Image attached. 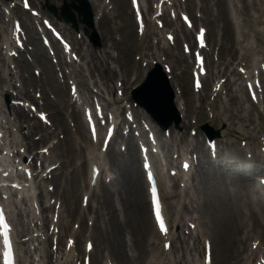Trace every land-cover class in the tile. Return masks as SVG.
Segmentation results:
<instances>
[{"label": "bare ground", "instance_id": "1", "mask_svg": "<svg viewBox=\"0 0 264 264\" xmlns=\"http://www.w3.org/2000/svg\"><path fill=\"white\" fill-rule=\"evenodd\" d=\"M88 1L91 4L93 10L95 9L94 10L95 12L96 11L98 12L101 10L102 2H97V4H95L92 0H88ZM115 1L117 4L116 5L117 8H119L123 14L122 15L123 21L126 22L127 18L130 19L128 4L126 3L125 0H115ZM228 2L233 3V0H229ZM233 8H234V10L237 11L234 4H233ZM125 10H126V13H125ZM97 12H96V14H97ZM104 18L105 17H103V19ZM237 18H239V16H237ZM229 20L232 24V20L230 18H229ZM229 20H228L227 16L224 17V15H221V16H218L215 20H209V22L208 21L207 22L210 25H214V22H216V23L221 22L222 23V32L224 35V41L228 42V44L225 46L227 47L226 49L230 54H233L234 56L238 55V49L236 48V46H237V44H240V43L242 45H245V48L247 49L246 52H248L249 51V42L247 41L248 40V33L243 31V33L240 32V35L238 37L234 36V34L232 33V28H231ZM234 24H236V23H234ZM261 35L259 33L255 35L256 41L258 43H260L261 41H264V39H262L264 37H263V35L262 36ZM257 36H259V37H257ZM260 48L262 50H264V46H261ZM226 49H225V51H226ZM250 53H251V51H250ZM259 54H261V56H263V58H264V53H259ZM247 59H248L247 55L242 54L241 63L245 62V60H247ZM41 62H46V61L44 60ZM44 65H45V70L48 72L46 83L47 84L48 83H54V76H53L52 71L50 70V68L48 67L47 64H44ZM26 68H27V66H26ZM4 81H5V79L3 77H0V82L2 83V85H3ZM42 84H44V83H42ZM24 85H25V87L33 86V85H35V81L33 78H30L29 80L24 81ZM59 92L64 95L63 90H60ZM4 93L8 94V91L5 89ZM19 95H20V93H19ZM21 95H24V97H27L26 94H21ZM228 97L230 98L231 96L228 95ZM116 101L117 100H115V102ZM61 102L68 103L67 99H63V98H62ZM54 110L57 113H59L58 107L56 106V104H54ZM179 110L182 113L180 107H179ZM13 113H14V111H13ZM14 114L17 115V118L19 120L20 119H26V114L22 110H19L18 112L15 111ZM189 116H190V112H188V108H187V111L185 112V115H184L185 121L186 120L189 121ZM204 120L205 119L202 116L200 118V121H204ZM213 121L216 124L229 123V125L232 127L231 130L227 129V130L222 131L221 132L222 136H226L228 134L234 135V134H236L237 129H241L243 131H246V129L248 128L246 121H245V117L240 116V118H235V117H232L231 113H228L227 116L217 114L216 116H213ZM189 124H191V123L189 122ZM250 126H252V123ZM250 126H249V128H250ZM1 128L5 129V126L2 125ZM249 128H248V131H250ZM256 128H258V129H256ZM31 129H34V128H31ZM263 129L264 128L262 126H258V127L253 128L250 132L253 131V132L257 133L258 135H260V134H263ZM245 134H248V133H245ZM261 136H264V135H261ZM239 138H242V139H240V141H242V140H244L245 135H241V136H239ZM237 150H239V149H237ZM237 150L234 151V155L236 157H237V153H238ZM239 151H241V150H239ZM202 152H204V151H202ZM252 152L255 155L252 157V162L254 163V165L251 163L252 164L251 166L253 168H256L255 165H257L259 160H258V156H256L257 153L255 152V148H252ZM220 161H223V160H220ZM239 178L240 179L228 178L227 176H224V175L218 174V173L213 174V179L217 181L218 185L223 186L225 188V190L228 191V190L232 189V192H234V193H243L246 200L241 201V203H242L243 207H246V210L244 211L239 206H237V208H235V209L241 214V216L243 217L244 220H249L250 222H253L255 227L261 229V232H259V234L264 236V228H263L264 226L261 224L259 214H256L254 211L255 203L253 201H251V199H250L251 192L248 189L250 176H248L246 173L243 172L240 174ZM129 179H130L129 180L130 190L133 192V198L129 201V207H128L129 216H130V219L133 221H136V218H139L140 221L138 219V230H137L138 235H137V238L136 239L134 238V242H135L137 251H135L131 257L123 258V264H133V262H135V261H140L139 264H160L159 259L155 255L156 252L153 254V258L149 259V261H146V262L144 261L145 258L147 257V255H149V254L151 255L152 251H157V242L159 240H161V238L155 232V230L151 224L150 218L148 216L147 206H146L145 202H143L142 192L144 190H143V183H141V181H142L141 178L137 175H132V176H130ZM65 188L64 189L60 188V191H64ZM183 195H184L185 199L189 198V200H191V198H194L196 196L195 194L193 196H190L189 190L184 191ZM228 195H230L233 199H235L233 194L229 193ZM171 196L177 198L178 196H180V193H178L176 191L175 193H172L170 195V197ZM165 197L168 199L169 196L166 194ZM248 197H249V202H248ZM63 198L65 200L64 204L67 206L66 210L69 213H71L72 215L75 214L77 207H76V202L73 199L72 190L67 189L66 192H63ZM238 199H241V195L238 196ZM180 200H182V197H180ZM235 201H236V203L239 202V200H237V199H235ZM132 202H134L135 205L132 204ZM68 208H69V210H68ZM186 208H187V204L184 203V205H183V203H182V210L180 212H178L177 210H175V207L173 204L170 203L168 205L169 212L171 213L172 216H174L172 228L176 229L177 231L181 227V224L183 222H185V219L187 217ZM197 209H199L202 212V215H203L202 217H205L206 213H205L204 208L198 206ZM168 210L166 212L167 214H168ZM20 215L21 214L19 212L18 216H20ZM261 215L264 216L262 211H261ZM187 222L194 224V225H197V234H200L203 237V239L207 240L204 237L207 234L202 231V223H201L199 218L193 217L192 220H186V224H187ZM21 231H24V228L21 229ZM111 233L114 237V231H112ZM252 233H253V231H252ZM191 235H195V234L191 233ZM101 237H103L104 243H107L109 245H113V241L110 238H106L104 235H101ZM245 237H248V235H245ZM254 237H256V238H254L252 240V242L261 238V237H258L257 235ZM173 240H179L181 243L184 244V241L180 238V235L178 234V232H177V235L175 237H173ZM161 243H162V240H161ZM237 243H238V246L235 248V251H233V252H232V250L227 251L226 255L224 254L217 264H230V261H231L230 256H237L238 257L241 254V250H244L245 252L247 251L245 249V242L243 239H240L239 242H237ZM161 247H162V245H161ZM162 248L160 251V255H164V253H163L164 250ZM258 248H259V245L257 246V249ZM255 253H257V252H255ZM150 255H149V258H150ZM117 257L119 259L121 257V253L119 251H118ZM219 257H220V255H219ZM151 261H152V263H151ZM94 264H100V262L97 260V258H94Z\"/></svg>", "mask_w": 264, "mask_h": 264}, {"label": "rangeland", "instance_id": "2", "mask_svg": "<svg viewBox=\"0 0 264 264\" xmlns=\"http://www.w3.org/2000/svg\"><path fill=\"white\" fill-rule=\"evenodd\" d=\"M53 3V0H51ZM109 24V23H108ZM134 26V24H133ZM128 27L126 25L125 29L123 30V32H120L122 34H118V33H112L110 32V37L112 38V40L114 42H118L117 40H121L119 43H116V49H114L113 51H116L117 54H119V60L118 64L119 65H124L127 68H132L133 67V55L136 52L135 49V34H133V31H135V26L134 27ZM106 28V26L104 27ZM133 28V30H131ZM104 37L106 40H109V36L107 34L104 33ZM119 38V39H118ZM210 41L214 42L212 39V37L209 38ZM174 53H176V50H172ZM114 66V65H113ZM180 67H182V65H179ZM121 67V66H120ZM188 70H186L183 73V77H182V83L185 85V87H187V83H188ZM231 108V107H229ZM246 109L248 110V112H251V110L248 108V106L246 105ZM123 163V161H122ZM81 164V163H80ZM79 164V165H80ZM74 167L77 169L78 173L81 174L82 172V167H76V162L73 166V164H71L70 166H66L64 169L65 174H69L73 171ZM117 175H120V172L117 171ZM121 184V178L118 177V179L115 181V183L111 186L110 190L113 191L115 193V191L120 187ZM206 187L211 188V190L207 189L206 190V195L207 198L209 199V201L211 202H215L216 204L213 207V224L214 226H217V233H219V223H223L225 222L226 224L228 223L230 229H228L227 227L225 229H221L223 225H220V235L222 240L224 241V243H227L230 240H233L236 236L235 233H237V231L240 229L241 227V220L239 217H237L235 215V213L230 209V207L228 205H222L220 206V208L218 209V197L217 194L213 192V187L209 185V183L205 184ZM77 196V201H78V205H79V197H78V193H76ZM221 210L224 212V216L226 217V220H224L222 218V220H219V216H217V214H219V212H221ZM215 215V216H214ZM95 217V216H94ZM102 217L100 218V220H98L97 218H95V221H101V223L103 224V221L101 220Z\"/></svg>", "mask_w": 264, "mask_h": 264}, {"label": "snow or ice", "instance_id": "3", "mask_svg": "<svg viewBox=\"0 0 264 264\" xmlns=\"http://www.w3.org/2000/svg\"><path fill=\"white\" fill-rule=\"evenodd\" d=\"M25 7H28V5H27V3L25 2ZM41 119H46V117H41ZM157 216L159 217V219H157ZM156 219H157V222L159 223V227H160V225H161V222H160V214L157 212V214H156ZM160 231L162 232V233H164L165 232V225L163 224V230H161V227H160ZM165 247H168L167 245L165 246Z\"/></svg>", "mask_w": 264, "mask_h": 264}]
</instances>
